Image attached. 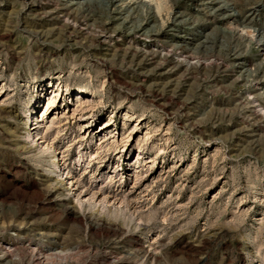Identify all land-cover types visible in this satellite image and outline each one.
Masks as SVG:
<instances>
[{
	"label": "rangeland",
	"instance_id": "374dc122",
	"mask_svg": "<svg viewBox=\"0 0 264 264\" xmlns=\"http://www.w3.org/2000/svg\"><path fill=\"white\" fill-rule=\"evenodd\" d=\"M0 264H264V0H0Z\"/></svg>",
	"mask_w": 264,
	"mask_h": 264
},
{
	"label": "bare ground",
	"instance_id": "6f19581e",
	"mask_svg": "<svg viewBox=\"0 0 264 264\" xmlns=\"http://www.w3.org/2000/svg\"><path fill=\"white\" fill-rule=\"evenodd\" d=\"M243 31H244V30H243ZM85 92H86V91L83 89V93H84V94H85ZM94 96H95V95H94ZM78 107H79V106H78ZM82 107H83V106H82ZM83 109H84V108H83ZM81 110H82V109H81Z\"/></svg>",
	"mask_w": 264,
	"mask_h": 264
}]
</instances>
